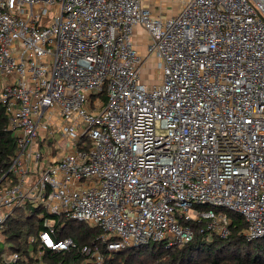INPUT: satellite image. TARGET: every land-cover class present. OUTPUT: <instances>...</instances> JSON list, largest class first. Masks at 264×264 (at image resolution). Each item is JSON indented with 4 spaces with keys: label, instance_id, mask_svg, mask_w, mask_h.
I'll return each mask as SVG.
<instances>
[{
    "label": "built area",
    "instance_id": "built-area-1",
    "mask_svg": "<svg viewBox=\"0 0 264 264\" xmlns=\"http://www.w3.org/2000/svg\"><path fill=\"white\" fill-rule=\"evenodd\" d=\"M0 105L16 139L0 231L42 208L34 264L76 248L61 219L109 251L183 246L191 223L226 238L229 214L264 237V0H186L166 18L141 0H0ZM92 245L80 254L102 264Z\"/></svg>",
    "mask_w": 264,
    "mask_h": 264
},
{
    "label": "trees",
    "instance_id": "trees-1",
    "mask_svg": "<svg viewBox=\"0 0 264 264\" xmlns=\"http://www.w3.org/2000/svg\"><path fill=\"white\" fill-rule=\"evenodd\" d=\"M16 151L15 136L7 129V118L0 105V185ZM43 209L26 204L14 210L0 231L6 247H0L1 256L5 252L19 253L18 264H34L37 262V234L43 229L42 219L37 214ZM231 219L230 234L220 238L209 234L202 224H189L194 234L190 242L183 246L167 249L161 243H153L137 248L109 251L102 242L97 241L101 232L84 224L75 227L73 221L61 219L63 227H57V238L69 237L75 249L68 252L45 251L44 260L48 264H93L85 261L80 249L89 245L100 251L102 264H264V237L247 240L242 235L245 222L235 214ZM67 229V230H66ZM34 241L30 242L29 239ZM48 259V260H47Z\"/></svg>",
    "mask_w": 264,
    "mask_h": 264
},
{
    "label": "crops",
    "instance_id": "crops-1",
    "mask_svg": "<svg viewBox=\"0 0 264 264\" xmlns=\"http://www.w3.org/2000/svg\"><path fill=\"white\" fill-rule=\"evenodd\" d=\"M185 1L186 0H141V4L153 15L166 18L176 15ZM145 43L142 44V48H137L143 51Z\"/></svg>",
    "mask_w": 264,
    "mask_h": 264
},
{
    "label": "rangeland",
    "instance_id": "rangeland-1",
    "mask_svg": "<svg viewBox=\"0 0 264 264\" xmlns=\"http://www.w3.org/2000/svg\"><path fill=\"white\" fill-rule=\"evenodd\" d=\"M132 37H133L134 44L139 48H142V44L148 41V34L146 33L145 30H143L142 26H140V25H137L133 28ZM143 55H146V53H143ZM142 67H143L142 68V74L145 76H148L147 79L153 80L151 77L149 78V76H151L153 74V69H154L153 56H149L148 58H146ZM153 76H155V75H153ZM40 216H41V213L37 214V217H40ZM77 225H78V223H74L75 227ZM0 247L1 248L6 247V243L4 242L1 235H0Z\"/></svg>",
    "mask_w": 264,
    "mask_h": 264
}]
</instances>
